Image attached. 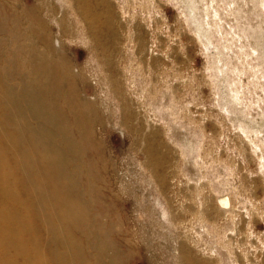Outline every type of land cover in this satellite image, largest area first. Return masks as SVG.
<instances>
[{"label": "rangeland", "instance_id": "rangeland-1", "mask_svg": "<svg viewBox=\"0 0 264 264\" xmlns=\"http://www.w3.org/2000/svg\"><path fill=\"white\" fill-rule=\"evenodd\" d=\"M43 56L84 264H264V0H0L6 83Z\"/></svg>", "mask_w": 264, "mask_h": 264}, {"label": "bare ground", "instance_id": "bare-ground-1", "mask_svg": "<svg viewBox=\"0 0 264 264\" xmlns=\"http://www.w3.org/2000/svg\"><path fill=\"white\" fill-rule=\"evenodd\" d=\"M37 59L16 75L18 90L0 73V264H84L83 251L65 240L71 229L85 234L88 208L68 168L81 144L61 126V85L52 78L59 69L49 57ZM39 121L56 122L55 131Z\"/></svg>", "mask_w": 264, "mask_h": 264}]
</instances>
